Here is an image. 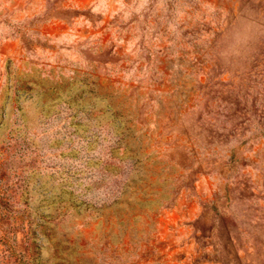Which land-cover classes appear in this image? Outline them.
Wrapping results in <instances>:
<instances>
[{
  "label": "rangeland",
  "instance_id": "1",
  "mask_svg": "<svg viewBox=\"0 0 264 264\" xmlns=\"http://www.w3.org/2000/svg\"><path fill=\"white\" fill-rule=\"evenodd\" d=\"M0 264H264V0H0Z\"/></svg>",
  "mask_w": 264,
  "mask_h": 264
},
{
  "label": "clouds",
  "instance_id": "2",
  "mask_svg": "<svg viewBox=\"0 0 264 264\" xmlns=\"http://www.w3.org/2000/svg\"><path fill=\"white\" fill-rule=\"evenodd\" d=\"M249 42L250 36L242 29H226L218 38L215 36L211 38L210 53L225 63L235 62L245 55Z\"/></svg>",
  "mask_w": 264,
  "mask_h": 264
}]
</instances>
